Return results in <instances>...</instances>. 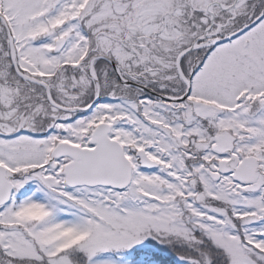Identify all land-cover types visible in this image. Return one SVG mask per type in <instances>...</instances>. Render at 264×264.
<instances>
[{"label":"snow or ice","instance_id":"snow-or-ice-1","mask_svg":"<svg viewBox=\"0 0 264 264\" xmlns=\"http://www.w3.org/2000/svg\"><path fill=\"white\" fill-rule=\"evenodd\" d=\"M0 264H264V0H0Z\"/></svg>","mask_w":264,"mask_h":264}]
</instances>
